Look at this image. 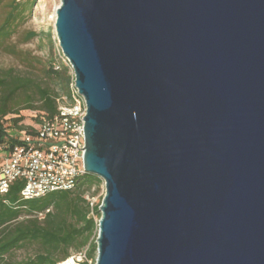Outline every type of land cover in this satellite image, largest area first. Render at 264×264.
I'll use <instances>...</instances> for the list:
<instances>
[{"label": "water", "instance_id": "water-1", "mask_svg": "<svg viewBox=\"0 0 264 264\" xmlns=\"http://www.w3.org/2000/svg\"><path fill=\"white\" fill-rule=\"evenodd\" d=\"M54 30L104 182L94 264H264V0H59Z\"/></svg>", "mask_w": 264, "mask_h": 264}, {"label": "trees", "instance_id": "trees-1", "mask_svg": "<svg viewBox=\"0 0 264 264\" xmlns=\"http://www.w3.org/2000/svg\"><path fill=\"white\" fill-rule=\"evenodd\" d=\"M3 1L0 0V5ZM33 2L30 0L29 9ZM10 6L11 10L0 24V48L5 46L6 51L15 53V49L6 45V41L15 32V24L22 11H17L19 3L16 0H11ZM35 35V32L28 31L25 40ZM62 72L52 67L47 70L49 76L65 82L67 78ZM17 93H27L24 108L39 110L37 122L49 119L56 112L57 93L31 77L15 74L13 69H0V146L7 145L8 148L17 143L18 138L8 137L6 116L14 115L10 120L16 130H30L19 125L21 116L16 103ZM28 93H36L39 104H34L35 99ZM101 182L99 177L85 173L71 189L23 199L19 195L22 182L14 181L8 192L0 195V264H57L72 252L82 249L86 250V259L79 264H94L97 245L93 236L98 230V206L101 201L92 203L84 193ZM22 215L25 217L21 218ZM31 244L37 245L33 255L19 260L12 258L14 251ZM70 249L74 251L69 252Z\"/></svg>", "mask_w": 264, "mask_h": 264}, {"label": "built area", "instance_id": "built-area-1", "mask_svg": "<svg viewBox=\"0 0 264 264\" xmlns=\"http://www.w3.org/2000/svg\"><path fill=\"white\" fill-rule=\"evenodd\" d=\"M62 64L67 66L70 75L67 91L56 97L55 114L29 127L30 130H19L18 142L11 148L0 146L5 151L0 157V195L7 193L18 180L22 182L19 195L23 199L40 197L51 191L73 188L77 179L86 173L83 128L86 103L57 39V59L52 62V68L60 70ZM85 251L72 252L57 264H79L86 259Z\"/></svg>", "mask_w": 264, "mask_h": 264}, {"label": "rangeland", "instance_id": "rangeland-1", "mask_svg": "<svg viewBox=\"0 0 264 264\" xmlns=\"http://www.w3.org/2000/svg\"><path fill=\"white\" fill-rule=\"evenodd\" d=\"M11 0H5L0 5V24L3 23L7 14L11 10ZM19 3L17 11H22L17 23L16 30L12 36L6 41V45H10L15 49V53L6 51V47L0 48V69H13V72L20 76H27L35 79L42 86L48 87L50 90L58 94L65 93L69 81V69L65 64L61 65L62 74L67 78L63 81L58 77H51L47 70L52 67V62L57 59V39L54 30L55 9L59 4V0H34L29 9L30 0H16ZM28 31L35 32V36L29 40H25ZM27 93H17L16 103L18 104L19 115L21 120L19 125L24 127H35L38 122L39 110L24 108L25 97ZM32 94L35 99L34 104H39L36 93ZM14 115L6 116V125L8 137H16L21 131L16 130L12 126L11 118ZM5 151L0 150V157ZM104 182L95 186L93 185L84 195L92 203H99L104 195ZM25 217V215H22ZM95 219H97L95 217ZM98 221V219H97ZM98 230L94 232L93 238L96 239ZM37 250L36 244L26 245L12 253L15 260L22 259L28 255H33ZM74 250L70 249L69 252Z\"/></svg>", "mask_w": 264, "mask_h": 264}]
</instances>
